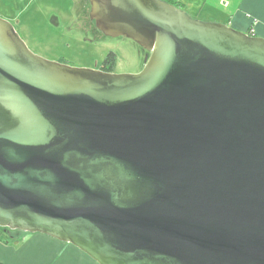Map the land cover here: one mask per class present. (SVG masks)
Returning <instances> with one entry per match:
<instances>
[{
    "label": "water",
    "instance_id": "95a60500",
    "mask_svg": "<svg viewBox=\"0 0 264 264\" xmlns=\"http://www.w3.org/2000/svg\"><path fill=\"white\" fill-rule=\"evenodd\" d=\"M139 73L36 55L0 16V227L98 264H264V38L166 0H89Z\"/></svg>",
    "mask_w": 264,
    "mask_h": 264
},
{
    "label": "rangeland",
    "instance_id": "374dc122",
    "mask_svg": "<svg viewBox=\"0 0 264 264\" xmlns=\"http://www.w3.org/2000/svg\"><path fill=\"white\" fill-rule=\"evenodd\" d=\"M90 10L89 0H0V16L14 24L36 55L75 67L99 69L107 54L114 51L117 63L111 72L142 71L150 53L128 37L104 34L95 26ZM0 231L2 241L13 245L19 239L11 233H26L2 227ZM20 252L11 251L8 257H19ZM1 259L5 262L0 264H14L9 258Z\"/></svg>",
    "mask_w": 264,
    "mask_h": 264
},
{
    "label": "crops",
    "instance_id": "0c3cea01",
    "mask_svg": "<svg viewBox=\"0 0 264 264\" xmlns=\"http://www.w3.org/2000/svg\"><path fill=\"white\" fill-rule=\"evenodd\" d=\"M183 10L196 19L228 24L242 32L264 38V0H177ZM18 238L0 241V259L14 264H98L94 259L68 242L44 233H11ZM22 239V241H20ZM28 248V249H25ZM24 249V250H23ZM21 251L19 257L8 254ZM5 262L3 259L0 260Z\"/></svg>",
    "mask_w": 264,
    "mask_h": 264
},
{
    "label": "trees",
    "instance_id": "16d2710c",
    "mask_svg": "<svg viewBox=\"0 0 264 264\" xmlns=\"http://www.w3.org/2000/svg\"><path fill=\"white\" fill-rule=\"evenodd\" d=\"M166 1L183 9L177 0H166ZM116 63H117L116 53L114 51H110L105 57V59L103 60L101 69H103L104 71L111 72L114 70ZM3 229L8 230V228H3ZM0 241H2L1 231H0Z\"/></svg>",
    "mask_w": 264,
    "mask_h": 264
},
{
    "label": "flooded vegetation",
    "instance_id": "af4514ba",
    "mask_svg": "<svg viewBox=\"0 0 264 264\" xmlns=\"http://www.w3.org/2000/svg\"><path fill=\"white\" fill-rule=\"evenodd\" d=\"M99 69H101V67ZM101 70H103V69H101Z\"/></svg>",
    "mask_w": 264,
    "mask_h": 264
}]
</instances>
